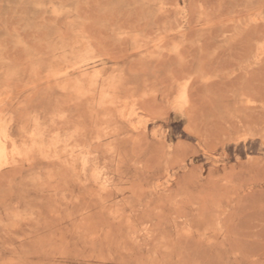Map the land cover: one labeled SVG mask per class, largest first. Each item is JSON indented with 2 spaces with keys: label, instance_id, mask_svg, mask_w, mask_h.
Instances as JSON below:
<instances>
[{
  "label": "rangeland",
  "instance_id": "rangeland-1",
  "mask_svg": "<svg viewBox=\"0 0 264 264\" xmlns=\"http://www.w3.org/2000/svg\"><path fill=\"white\" fill-rule=\"evenodd\" d=\"M0 264H264V0H0Z\"/></svg>",
  "mask_w": 264,
  "mask_h": 264
}]
</instances>
